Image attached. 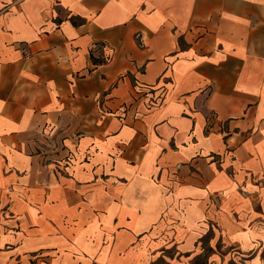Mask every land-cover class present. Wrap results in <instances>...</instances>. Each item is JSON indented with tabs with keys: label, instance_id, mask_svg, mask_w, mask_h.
Here are the masks:
<instances>
[{
	"label": "crops",
	"instance_id": "crops-1",
	"mask_svg": "<svg viewBox=\"0 0 264 264\" xmlns=\"http://www.w3.org/2000/svg\"><path fill=\"white\" fill-rule=\"evenodd\" d=\"M0 264H264V0H0Z\"/></svg>",
	"mask_w": 264,
	"mask_h": 264
},
{
	"label": "built area",
	"instance_id": "built-area-1",
	"mask_svg": "<svg viewBox=\"0 0 264 264\" xmlns=\"http://www.w3.org/2000/svg\"><path fill=\"white\" fill-rule=\"evenodd\" d=\"M100 50V47H98V46H95L94 48H93V51L94 52H98Z\"/></svg>",
	"mask_w": 264,
	"mask_h": 264
}]
</instances>
